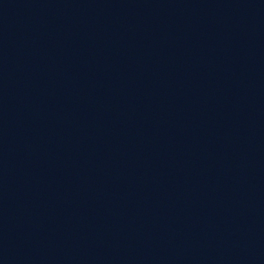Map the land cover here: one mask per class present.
I'll list each match as a JSON object with an SVG mask.
<instances>
[{
	"label": "water",
	"instance_id": "obj_1",
	"mask_svg": "<svg viewBox=\"0 0 264 264\" xmlns=\"http://www.w3.org/2000/svg\"><path fill=\"white\" fill-rule=\"evenodd\" d=\"M0 247L264 264V0H0Z\"/></svg>",
	"mask_w": 264,
	"mask_h": 264
}]
</instances>
